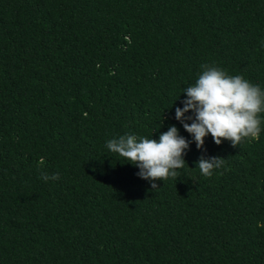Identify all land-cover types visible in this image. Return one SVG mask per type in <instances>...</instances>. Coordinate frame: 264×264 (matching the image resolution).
Instances as JSON below:
<instances>
[{"label":"trees","instance_id":"1","mask_svg":"<svg viewBox=\"0 0 264 264\" xmlns=\"http://www.w3.org/2000/svg\"><path fill=\"white\" fill-rule=\"evenodd\" d=\"M204 65L264 91V0H0V264H264V112L197 149L175 110ZM173 125L155 190L106 146Z\"/></svg>","mask_w":264,"mask_h":264},{"label":"clouds","instance_id":"2","mask_svg":"<svg viewBox=\"0 0 264 264\" xmlns=\"http://www.w3.org/2000/svg\"><path fill=\"white\" fill-rule=\"evenodd\" d=\"M203 71L196 83L184 89L186 99L183 108L177 107L175 117L181 121L185 131L192 135L197 149H203L204 138L211 134L215 144L228 140L233 147L239 146L241 141L249 138L258 140L261 134V119L259 114L264 112V91L259 86L251 84L240 75L229 76L225 71L202 66ZM191 111L193 117H185ZM191 119V124L185 123ZM190 142L179 135L176 126H170L162 132L159 139L135 135H122L118 139L107 141V148L128 163L138 167L137 175L152 181L151 188L157 189V180L176 178L178 169L185 166L183 156L189 148ZM225 164L223 157L204 158L197 161L201 173L210 177L213 170ZM45 181L59 179L58 174L51 177L42 173Z\"/></svg>","mask_w":264,"mask_h":264}]
</instances>
